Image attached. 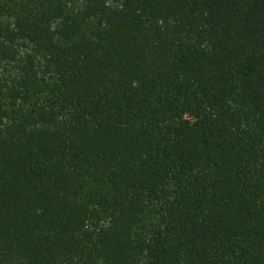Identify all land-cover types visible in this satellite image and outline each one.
<instances>
[{"label":"trees","instance_id":"obj_1","mask_svg":"<svg viewBox=\"0 0 264 264\" xmlns=\"http://www.w3.org/2000/svg\"><path fill=\"white\" fill-rule=\"evenodd\" d=\"M0 264H264V0H0Z\"/></svg>","mask_w":264,"mask_h":264}]
</instances>
